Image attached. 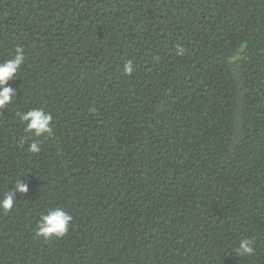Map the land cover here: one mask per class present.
<instances>
[{
  "label": "trees",
  "instance_id": "obj_1",
  "mask_svg": "<svg viewBox=\"0 0 264 264\" xmlns=\"http://www.w3.org/2000/svg\"><path fill=\"white\" fill-rule=\"evenodd\" d=\"M17 47L0 197L28 188L0 264H264V0H0V61ZM57 207L67 233L38 237Z\"/></svg>",
  "mask_w": 264,
  "mask_h": 264
},
{
  "label": "clouds",
  "instance_id": "obj_2",
  "mask_svg": "<svg viewBox=\"0 0 264 264\" xmlns=\"http://www.w3.org/2000/svg\"><path fill=\"white\" fill-rule=\"evenodd\" d=\"M184 48L177 45L176 54L182 55ZM25 62L23 49L17 47L15 49V56L12 59L0 61V108H4L11 103L15 91L10 86H6L8 81L17 76L20 67ZM134 71L133 64L128 61L124 64L123 72L125 75H130ZM17 116L24 123L23 131L29 137H40L42 135L52 136L53 129L50 125L52 116L42 108H32L23 112H18ZM29 151L38 153L40 151L39 143L32 142L29 145ZM27 183L17 179V182L9 188L8 191L0 197V210L9 211L14 203V191L19 193H26ZM72 220L71 215L66 213L62 208L49 209L46 214L40 217L37 226L36 235L38 237H62L68 231L69 222ZM238 256H250L255 254V249L252 242L248 239H243L239 242L237 248Z\"/></svg>",
  "mask_w": 264,
  "mask_h": 264
}]
</instances>
